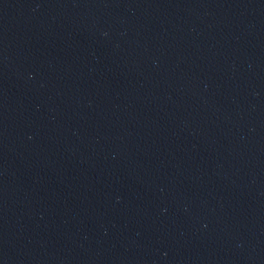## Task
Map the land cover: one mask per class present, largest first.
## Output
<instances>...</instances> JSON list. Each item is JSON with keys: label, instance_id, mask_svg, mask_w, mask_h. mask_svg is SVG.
I'll use <instances>...</instances> for the list:
<instances>
[{"label": "water", "instance_id": "water-1", "mask_svg": "<svg viewBox=\"0 0 264 264\" xmlns=\"http://www.w3.org/2000/svg\"><path fill=\"white\" fill-rule=\"evenodd\" d=\"M0 264H264V0H0Z\"/></svg>", "mask_w": 264, "mask_h": 264}]
</instances>
